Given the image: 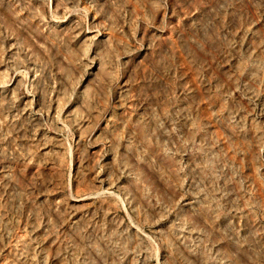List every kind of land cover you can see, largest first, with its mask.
I'll return each mask as SVG.
<instances>
[{"label": "rangeland", "instance_id": "rangeland-1", "mask_svg": "<svg viewBox=\"0 0 264 264\" xmlns=\"http://www.w3.org/2000/svg\"><path fill=\"white\" fill-rule=\"evenodd\" d=\"M0 264H264V0H0Z\"/></svg>", "mask_w": 264, "mask_h": 264}, {"label": "bare ground", "instance_id": "bare-ground-1", "mask_svg": "<svg viewBox=\"0 0 264 264\" xmlns=\"http://www.w3.org/2000/svg\"><path fill=\"white\" fill-rule=\"evenodd\" d=\"M39 229V228H38Z\"/></svg>", "mask_w": 264, "mask_h": 264}]
</instances>
